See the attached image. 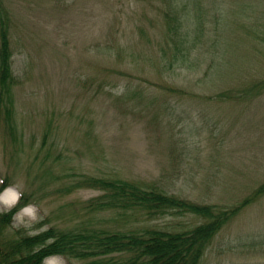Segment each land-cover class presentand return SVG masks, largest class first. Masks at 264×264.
Listing matches in <instances>:
<instances>
[{
    "label": "rangeland",
    "instance_id": "374dc122",
    "mask_svg": "<svg viewBox=\"0 0 264 264\" xmlns=\"http://www.w3.org/2000/svg\"><path fill=\"white\" fill-rule=\"evenodd\" d=\"M1 1L18 130L13 138L0 121V179L34 196L43 219L28 231L201 220L120 219L89 208L98 190H56L85 177L219 205L264 183V89L246 93L264 80V0H178L176 36L162 0ZM201 264H264V196L219 232Z\"/></svg>",
    "mask_w": 264,
    "mask_h": 264
},
{
    "label": "trees",
    "instance_id": "16d2710c",
    "mask_svg": "<svg viewBox=\"0 0 264 264\" xmlns=\"http://www.w3.org/2000/svg\"><path fill=\"white\" fill-rule=\"evenodd\" d=\"M162 1L169 9L165 12L169 35H180L184 20L176 9L178 0ZM1 2L0 121L6 132L17 138L13 94L17 81L13 72L9 17ZM259 86L264 89L263 79L247 88L246 93ZM1 179L4 183L0 184V192L12 184L7 177ZM77 182L71 188L56 190L65 193L85 186L100 191L87 203L92 211L114 212L120 219L132 218L135 222L143 218L153 221L169 215L177 217L186 214L198 216L201 220L189 228L180 224L134 226L129 229L95 224L79 228L52 225L37 235H29L28 229L14 228L11 224L12 214L32 203L34 196L23 191L24 195L12 212L0 213V264H41L42 258L51 255L82 259L84 264H201L219 232L245 207L264 196V183L239 203L219 205L194 202L169 194L158 185H144L122 178L91 176Z\"/></svg>",
    "mask_w": 264,
    "mask_h": 264
},
{
    "label": "clouds",
    "instance_id": "9594fccd",
    "mask_svg": "<svg viewBox=\"0 0 264 264\" xmlns=\"http://www.w3.org/2000/svg\"><path fill=\"white\" fill-rule=\"evenodd\" d=\"M3 183L4 181L0 179V184ZM23 195L22 186L18 188L14 184H9L5 187L0 192V213L7 214L12 212V209L15 208ZM39 213L40 209L36 205L26 204L12 214L11 224L14 228L24 227L31 229L35 223H39L43 219V216ZM37 234H39V230L29 232V235ZM41 264H64V260L59 255H51L42 258Z\"/></svg>",
    "mask_w": 264,
    "mask_h": 264
}]
</instances>
